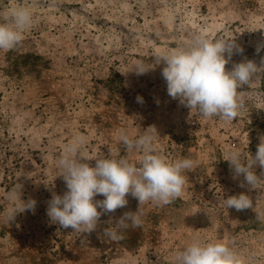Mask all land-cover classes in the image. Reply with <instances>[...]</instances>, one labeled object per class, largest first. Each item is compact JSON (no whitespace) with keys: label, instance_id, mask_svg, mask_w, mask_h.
<instances>
[{"label":"rangeland","instance_id":"1","mask_svg":"<svg viewBox=\"0 0 264 264\" xmlns=\"http://www.w3.org/2000/svg\"><path fill=\"white\" fill-rule=\"evenodd\" d=\"M13 4L29 7L34 23L16 48L0 50V264H172L194 236L234 241L239 253L264 264V224L252 208L238 212L223 204V198L244 192L264 212L261 190L239 187L243 177L233 180L224 160L229 150L257 151L264 135V73L251 89H237L244 91L245 110L225 123L171 99L163 64L135 72L151 67L154 55L189 46L196 34L235 39L244 49L226 70L245 58L259 65L264 0H0V10ZM152 125L159 154L195 162L181 197L165 206L141 205L142 227L127 229L118 241L104 229L124 212L137 211L139 202L130 194L128 205L102 215L91 234L50 223L52 192L67 190L56 166L65 145L84 137L82 151L89 158L128 156L138 162L140 154H128L118 133L124 129L136 137ZM13 188L37 203L34 213L17 214L8 224Z\"/></svg>","mask_w":264,"mask_h":264},{"label":"clouds","instance_id":"2","mask_svg":"<svg viewBox=\"0 0 264 264\" xmlns=\"http://www.w3.org/2000/svg\"><path fill=\"white\" fill-rule=\"evenodd\" d=\"M34 23L32 10L24 5L13 4L0 10V50L10 51L24 39V34ZM264 44L257 46L259 54ZM244 49L235 39H209L202 34L193 36L187 47H177L154 55L151 67L138 66V75H143L163 64L161 76L166 82L167 94L171 99L188 108L196 110L205 118L218 117L231 123L245 110L244 91L251 89L264 73V57L259 65L254 60L244 59L232 63L230 70L226 65L234 54H242ZM143 104V97H136ZM159 104V100L156 101ZM159 136L155 125L149 126L144 134L133 137L121 129L117 139L128 154L138 153V162L128 156L89 158L83 154L84 137H76L65 145L64 153L57 159L56 166L62 177L66 191L63 195L52 192L47 202L46 214L51 224L72 232L91 234L97 230L102 215L114 213L128 205L129 194L138 200L137 211H126L114 222V227L105 228L104 235L113 241L123 238L129 228H140L141 205L152 202L156 206L173 203L182 196L186 184V172L191 171L195 162L187 157L173 161L156 151L154 141ZM253 156L241 149L229 150L224 157L229 163L233 180H240L239 187L261 190L264 197V135ZM95 160V165L89 161ZM261 169L260 174L256 168ZM103 196L104 199H95ZM12 206L7 209V223L14 221L17 214L26 211L34 213L36 201L21 199V188H13L8 193ZM257 200V202H258ZM224 206L243 211L252 208L256 219L264 224V212L253 208L252 198L241 192L223 198ZM99 209V211H98ZM172 264H256L254 255L245 257L234 247V241L206 242L194 236L182 249L175 252Z\"/></svg>","mask_w":264,"mask_h":264}]
</instances>
